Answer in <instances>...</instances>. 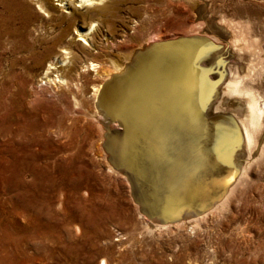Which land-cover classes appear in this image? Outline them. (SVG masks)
Masks as SVG:
<instances>
[{"label":"rangeland","instance_id":"374dc122","mask_svg":"<svg viewBox=\"0 0 264 264\" xmlns=\"http://www.w3.org/2000/svg\"><path fill=\"white\" fill-rule=\"evenodd\" d=\"M27 1L34 17L23 30L12 0H0V31H10L0 37V163L6 162L0 167L4 180L0 183V226L4 235L14 236L10 241L23 233H36L31 241L21 242L23 254L17 253L12 264H102V260L105 264H264V123L256 135L257 148L251 153L247 173L222 207L212 209L190 227L148 229L126 177L111 170L110 155L104 148L105 126L93 95L94 85H101L107 71H112L111 62L121 61L123 55L146 42L206 34L214 35L213 40L225 51V79L238 74L241 85L251 87L263 107L264 0H116L108 22H112L111 35L103 24L98 25L94 42L100 48L86 45L89 53L79 46L75 28L84 25L89 31L95 18L60 19V9L55 14L61 23L50 29L46 27L47 12L33 0ZM78 8L83 12L84 8ZM214 21L230 23L233 29H228V35H219ZM43 28L48 33L38 41L35 37L44 33ZM61 30L66 33L62 46L70 43L68 59L77 76L73 71L72 81L67 75L68 84L59 86L42 76L48 62L61 57L54 41ZM232 37L240 39V48L232 45ZM32 53L39 59L30 58ZM89 61L97 63L96 71L84 69ZM49 116L52 122L47 127L34 130L28 126L33 119L42 122ZM5 118L11 122L3 124ZM24 144L26 148H22ZM34 154L35 172L21 169L18 181L25 186L11 187L12 160ZM246 157L245 149L240 169ZM49 173L54 181L45 186ZM23 193L37 195L45 212L33 217L16 209L17 202L12 200ZM37 223L44 228L37 231Z\"/></svg>","mask_w":264,"mask_h":264},{"label":"bare ground","instance_id":"6f19581e","mask_svg":"<svg viewBox=\"0 0 264 264\" xmlns=\"http://www.w3.org/2000/svg\"><path fill=\"white\" fill-rule=\"evenodd\" d=\"M55 1L52 4L50 0H33L39 8L47 12V28L51 29L59 25L61 21H57L58 17L74 20L76 15H81L83 18L85 15H90L95 18L91 20L89 31L82 28L84 25L75 28L79 46L83 50L90 52L86 45L100 48L94 42L98 25L103 24L111 35L112 22L110 24L108 22L109 16L117 5L116 0ZM12 2L15 16L24 30L32 16L34 17L31 5L27 0H12ZM78 7L84 8L83 12L79 11ZM60 9L63 13L58 14L56 18L55 13ZM214 22L219 35H228L226 33L231 28L230 23L223 25V22ZM43 32V34L37 33L35 39L45 37L48 33L47 30L44 31V28ZM7 33L10 31H0V37ZM65 36L66 33L63 30L59 36H56L54 41L60 48L59 57H61L54 62L49 61L42 76V79L46 78L48 83L59 86L68 84L64 79L68 77L67 75L72 81L73 71V76H77L76 69L68 59V54L71 53L70 43L62 46ZM212 37L206 34H188L174 37L176 38L174 40L169 38L148 41L131 53L123 55L121 61L111 62L113 68L112 71L111 69L107 71V78L101 85L93 87V95L97 98L96 112L102 116V123L105 126L104 148L110 155L113 166L111 170L126 177L135 204L140 214L146 219L144 224L148 229L149 227L156 230L190 227L212 209L222 207L234 186L245 172L247 173V166L252 159L251 153L259 138L256 135L258 132L261 133L260 130L262 131L264 106L259 105L257 95L253 93L251 87L241 85L242 81L238 74H231L225 79L224 61L226 59L222 57L225 51L222 52L223 47L217 43V39L214 41ZM231 41L234 47L240 48L242 44L240 39L232 37ZM31 56L33 60L39 59H36L35 53ZM84 66V69L95 70L97 63L89 61ZM223 79L225 81L222 82ZM239 106L241 110L238 111ZM51 117L42 122L33 119L28 126L34 130L42 126L47 127L52 122ZM6 122L11 120L5 118L3 124ZM112 124L114 126H111ZM25 144L22 148L27 147ZM245 149L246 162L240 169ZM229 151L230 157H228ZM30 156L29 159H22L21 155L20 158L15 156L12 162L10 161L12 175L8 181L12 182L11 187H22L23 184L25 186V183L18 181L21 169L27 168L28 171L35 172L37 168L33 162L35 154ZM4 164L6 162L0 163V167L4 168L6 166ZM16 168H18V175L17 171L14 174ZM233 171H238V174L230 183ZM67 175L66 172L65 176ZM25 176L30 177L29 174ZM47 176L46 182L44 181L47 185L43 184L51 186L54 181L53 176L51 173ZM1 182H4L2 177H0ZM36 197L38 198L35 194L23 193L17 194L16 200L12 201L17 202L16 209L20 212L37 217L38 213L45 211ZM183 211L185 214L181 216ZM36 225L34 228L37 231H40L38 227L44 228V225L40 226L38 223ZM4 233H6L4 227L0 226V264H12L17 253L23 254L24 246L22 247L21 242L25 244L32 235H36L35 232H32L34 234L31 236L22 232L24 235L22 234L16 241H10L11 238L14 240V236L4 235ZM104 261H101L102 264L106 263Z\"/></svg>","mask_w":264,"mask_h":264},{"label":"water","instance_id":"95a60500","mask_svg":"<svg viewBox=\"0 0 264 264\" xmlns=\"http://www.w3.org/2000/svg\"><path fill=\"white\" fill-rule=\"evenodd\" d=\"M230 155H231V153H230V151H229L228 157H230ZM238 165H239V164H238ZM116 168H117V167H116ZM237 174H238V171H237V172H235V171L232 172V175H231L232 180L230 181V183L233 182V180L236 178ZM231 177H230V178H231ZM230 183H229V184H230ZM214 201H215V200H214ZM208 205H209V204H208ZM184 214H185V211L182 212L181 216H183Z\"/></svg>","mask_w":264,"mask_h":264},{"label":"flooded vegetation","instance_id":"af4514ba","mask_svg":"<svg viewBox=\"0 0 264 264\" xmlns=\"http://www.w3.org/2000/svg\"><path fill=\"white\" fill-rule=\"evenodd\" d=\"M232 160H233V158H232Z\"/></svg>","mask_w":264,"mask_h":264}]
</instances>
